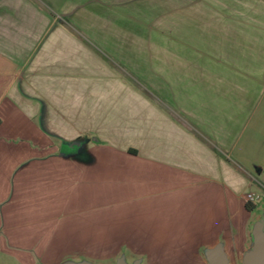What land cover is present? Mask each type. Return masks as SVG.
Segmentation results:
<instances>
[{
    "label": "crops",
    "instance_id": "1",
    "mask_svg": "<svg viewBox=\"0 0 264 264\" xmlns=\"http://www.w3.org/2000/svg\"><path fill=\"white\" fill-rule=\"evenodd\" d=\"M68 164L117 179L128 260L207 264L199 248L220 244L242 264L243 196L263 192L264 0H0V226L52 202Z\"/></svg>",
    "mask_w": 264,
    "mask_h": 264
},
{
    "label": "rangeland",
    "instance_id": "2",
    "mask_svg": "<svg viewBox=\"0 0 264 264\" xmlns=\"http://www.w3.org/2000/svg\"><path fill=\"white\" fill-rule=\"evenodd\" d=\"M66 147H62V154L73 153ZM97 168L84 176L73 165H61L55 170L59 174L55 175L54 185L51 183L56 190L44 192L45 197H53L52 202L44 203L43 209L11 211L12 224L0 226V264H143L144 251L139 249L142 253L136 252L130 261L127 255L132 251L131 243L114 241L116 225L122 221L123 200L116 195L117 179L100 176ZM257 179L260 185L253 189L262 190L261 196L255 194V202L245 201L255 210L251 232L264 219V209L257 208L263 207L264 173ZM125 198V204L139 202ZM262 228L264 231V223ZM136 243L147 249L153 247ZM207 252L208 248H199L200 254L206 256Z\"/></svg>",
    "mask_w": 264,
    "mask_h": 264
},
{
    "label": "water",
    "instance_id": "3",
    "mask_svg": "<svg viewBox=\"0 0 264 264\" xmlns=\"http://www.w3.org/2000/svg\"><path fill=\"white\" fill-rule=\"evenodd\" d=\"M263 223L260 221L256 223L254 230L251 232L252 247L243 257L242 264H264V231ZM207 264H227V260L222 252V247L217 244L214 248L208 249L206 254ZM118 264H126L119 262ZM139 264V263H133Z\"/></svg>",
    "mask_w": 264,
    "mask_h": 264
},
{
    "label": "built area",
    "instance_id": "4",
    "mask_svg": "<svg viewBox=\"0 0 264 264\" xmlns=\"http://www.w3.org/2000/svg\"><path fill=\"white\" fill-rule=\"evenodd\" d=\"M244 199L246 202H255L257 199V195L252 192H248L244 195Z\"/></svg>",
    "mask_w": 264,
    "mask_h": 264
},
{
    "label": "trees",
    "instance_id": "5",
    "mask_svg": "<svg viewBox=\"0 0 264 264\" xmlns=\"http://www.w3.org/2000/svg\"><path fill=\"white\" fill-rule=\"evenodd\" d=\"M245 207H246L247 209H251V208H252V206H250V204H248V203L245 204Z\"/></svg>",
    "mask_w": 264,
    "mask_h": 264
}]
</instances>
